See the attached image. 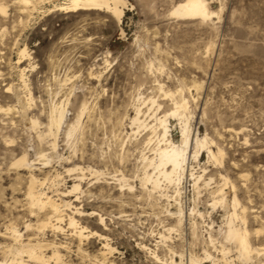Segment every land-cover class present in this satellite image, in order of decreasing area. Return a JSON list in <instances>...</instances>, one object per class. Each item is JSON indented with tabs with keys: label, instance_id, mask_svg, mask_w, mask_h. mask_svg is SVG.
Instances as JSON below:
<instances>
[{
	"label": "rangeland",
	"instance_id": "rangeland-1",
	"mask_svg": "<svg viewBox=\"0 0 264 264\" xmlns=\"http://www.w3.org/2000/svg\"><path fill=\"white\" fill-rule=\"evenodd\" d=\"M32 1L33 6L25 12L17 0H0L6 7V13H0V105L15 107L8 115L0 113V233L12 224L24 233L26 221L36 223L46 214L28 202L29 171L12 165L26 152L37 163L33 173L40 179L49 177L48 183L37 189L53 199L63 198L62 192L74 182L76 175L68 174L67 168L90 166L105 173L99 181L86 174L81 183L83 193L73 205L106 218L107 229L97 216L76 215L82 225L107 236L115 248L106 256L107 264H158L150 251L168 264L171 257L179 262V255L185 264L189 255L203 256L205 250L221 259V245L230 250L228 258L235 264H257L255 255L252 262L241 261L235 244L224 240L222 227L232 198L228 188L227 205L214 209L208 206L209 194L200 189L202 203L198 208L204 217L187 216L182 232L160 241L163 226L175 223L163 213L166 207L174 210L175 195L168 188L150 199L141 188L140 157L142 150L151 154L144 144L151 133L146 129L131 136L129 118L135 114L133 104L139 97L153 98L160 104L158 109L150 104L142 106L141 118H146L149 125L154 124L153 113L159 117L173 107L172 98L164 91L175 92L177 99L185 97L191 136H207L214 142V151L216 147L223 150L219 163L209 160L203 150L199 162L190 161L193 172L205 168V175L215 179L211 184L214 189L221 184L219 173L234 182L240 203L247 207L252 245L263 247L264 232L256 236L252 231L264 228V0H210V8L219 14L211 20L170 15L179 0H123L126 7L121 23L102 11L50 12L53 4L64 0ZM21 48H26L30 57L18 65ZM21 66L29 70L25 79L34 98L30 107L23 105L29 117L35 115L41 121L37 129L31 130L28 120L18 113L21 109L14 93L25 95ZM193 83L198 87H192ZM9 85H13L11 93L5 91ZM65 99L66 124L57 135L56 152L60 157L43 168L36 153L39 149L50 152V138L40 140L36 131L45 129L51 104ZM83 101L89 108L81 118L79 131L69 140L64 135L66 127L75 120ZM178 120L169 118L170 135L176 143L181 140ZM120 172L135 186V195L125 191L121 197L112 178ZM57 173L60 177L52 181ZM192 184L188 172L182 204L189 212L194 199L198 203ZM63 199L73 201L75 197ZM64 212L71 214L70 210ZM194 221L197 230L193 233ZM235 223L240 224L237 220ZM62 226L63 233L46 231L44 238L67 246L61 249L65 264H99L96 259L102 257L104 241H84L80 251L71 229L65 223ZM210 234L213 245L208 241ZM47 252L50 254V249Z\"/></svg>",
	"mask_w": 264,
	"mask_h": 264
},
{
	"label": "bare ground",
	"instance_id": "bare-ground-1",
	"mask_svg": "<svg viewBox=\"0 0 264 264\" xmlns=\"http://www.w3.org/2000/svg\"><path fill=\"white\" fill-rule=\"evenodd\" d=\"M17 1L22 5V9L25 12L29 10L30 6H33L32 0ZM45 1L52 3V0ZM209 1L210 0H179L172 6L170 15L184 20H211L213 16H218L219 14L210 8ZM125 2L123 0H64L62 3L53 4L52 8L49 10L50 12H59L63 14L76 13L79 11H102L110 13L118 23H121L124 16V7H126ZM33 9L34 7L32 10ZM0 13H6V7L2 4H0ZM18 50L19 57H17L18 59L16 64L19 65L22 64L27 57L29 58L30 55L28 54L26 48H21ZM28 64L30 67V63ZM31 69L33 70L34 67H31ZM25 71L28 72L29 70L22 66L19 68V74L25 89V95L22 97L16 92L14 93V96L17 101V105H19V108L21 109L18 113H20V116L23 119L28 120V124L32 130V128L37 129V127L41 126L42 123H40L41 121H39V118L35 115H31V117H29L27 113L28 109L24 106L25 104H28V107H30V104L34 101L32 93L28 88V84L25 79ZM97 77H100V75H97ZM191 86H195L196 88L198 87L196 84ZM159 88L161 91H164V88L161 85H159ZM180 89L182 90V88ZM188 90L189 89H187V91ZM5 91L7 93H11V91H13V85L7 86ZM164 92L166 96H170L172 98L171 100L173 107L170 111H163V115L159 117L156 115V113H153L152 118H154V124L149 125L146 118H141L143 114V105L150 104L151 107L156 106L157 109L160 108V104L153 98L145 100L144 98L139 97L136 100L137 103L133 104L135 114L129 118L131 136H137L141 133V131L146 129H148L151 133V136L144 140L145 148L148 147L151 154L148 155L142 150L140 157L142 162V177L139 179V184L141 185V188L145 191V193H147V197L150 199L153 198V194L161 193V191L168 188H171L175 195L173 197L175 201L174 210L173 208L171 209L166 207L163 211L165 216L175 219V223L171 226H163V233L159 234L160 241L162 243L166 242L171 238L172 233L179 234L182 232V227L187 216H199L201 218L204 217V213L198 208L199 203H202V201L199 199L200 189H204L209 194V197L211 198L209 199L208 206H211L214 209L217 206H223L224 208V206L227 205V192L225 189L228 188L232 193V198L228 202L230 212L227 211L224 227H222L224 229V240L235 244L238 252V258L241 261H244L245 263L252 262L251 260L254 258L253 255H255L256 258L254 261H257V264H264V246L260 248L259 246L254 247L252 245L250 239L251 231L248 227L247 218L245 216L247 207L240 203L237 197L236 185L234 182L231 181L226 176V174L223 175L219 173V180L221 181V184L218 188L214 189V187H211V184L215 183V179L209 175H205V168H203L200 172H193V169L190 165V161L192 160L199 162V157L203 150L206 151L209 160L218 162L223 156V150L219 147H216V151H214L211 148V146L214 145V142L208 139L207 136H191L186 114L188 100L185 97H180L181 99H177L176 96L178 95H174L175 92H171L170 90ZM67 105V99L57 104L52 103L46 114L47 123L44 125L45 129L43 131H36L37 138L40 140H43L44 138H50L47 141L50 152H47L45 149H39L36 153V160L41 162V166L43 165V168L48 166L54 158L60 157L58 152H56L57 135L63 126L62 124L65 122ZM87 105L88 102L83 101L76 117L73 118L75 120H73V122L71 121L67 125L64 134L67 139L70 140L73 138V135L76 134L75 132H77L78 127L81 124V118L89 108ZM14 109V106L4 107L0 105V113L5 115H8ZM170 117H177L180 120L181 140L179 143L174 142L171 138L172 136L170 135L169 128ZM120 160H123V156ZM35 164L37 163H35L34 160H30L28 154L24 152L18 159L15 160L12 165L18 167L19 170L23 169L29 171V184L27 187L28 202L31 206L36 207V209L38 208L40 211H45V217L43 216L44 218L42 219L38 218L36 223H32V221H26L23 224L25 228L24 233L15 224L6 227L5 232L0 233V236L5 240V242L0 243V249L2 250L3 254V257L0 259V264H65L63 259L64 255L61 253V249H65L67 246L60 242L57 243L55 240L49 241L44 238L46 231H51L53 234L59 232L63 233V223H65V225L71 229V234L76 237L78 241L76 248H78L80 251L83 250L82 244L84 241L94 238L103 240V249L100 254L102 257L100 259H96V262L99 264H107L106 256L111 255L115 251V248L110 245L107 236H104V234L95 230H90L87 226L82 225L76 218V215L81 217L88 216L91 218L97 216L100 224L103 225L105 229H107L105 223L106 218L103 216V214L95 211L86 213L81 207L73 205V202L79 200L80 197L78 195L83 193L81 183L86 179V174L90 175L92 178H95L96 181H99L100 178L105 175V173L100 169L92 168L90 166L84 168L75 165L73 167L67 168L65 171L68 174H75L76 176L73 177L74 182L72 185H70V188L66 192H62V197H75V200L70 201V199L67 200L63 198L53 199L51 196H48V194L41 191V189H37L48 183L49 177L44 179L38 178V176L33 173V170L36 169V167H34ZM188 172L192 177V189L195 191L197 195L196 199L198 200V203H196L194 199L193 207L190 212L185 207H183L182 204L184 179L187 177ZM241 176L245 177V175ZM59 177L60 175L57 173L52 181H56V179ZM112 178L118 185V190L120 191L119 193L121 197L124 195L125 191L135 195V186L129 182L128 178L122 172H120L118 175H114ZM120 202L123 201L120 200ZM65 210H70L71 214L65 213ZM31 213L35 214V212ZM206 213L208 214V212ZM208 215L210 217V214ZM37 217H39V215ZM235 220L239 221L240 224L235 223ZM191 228L193 233L197 230L195 221L191 224ZM208 228L210 229V224H208ZM252 232L254 235L259 236L262 234V232H264V228H257ZM208 238L210 244L213 245L211 234ZM143 247L145 248V246ZM220 248L221 249L219 252L221 253V259L213 257L208 251L205 250L203 256H197L196 254L189 255L185 264H220L219 260L224 264H235L232 259L230 260L228 258L230 250L224 245H221ZM49 249L51 251L50 254L47 252ZM171 249L172 248L169 249L170 252ZM171 253L174 256L176 255L173 252ZM150 254L158 264H168L167 260H162L156 253L150 251ZM179 257V262L175 261L172 257L169 258L171 259L170 264H183V256L179 255Z\"/></svg>",
	"mask_w": 264,
	"mask_h": 264
}]
</instances>
